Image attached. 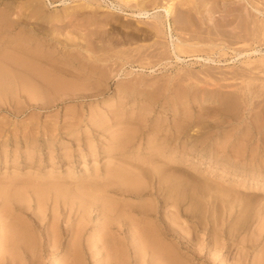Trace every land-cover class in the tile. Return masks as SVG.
<instances>
[{"label": "rangeland", "instance_id": "rangeland-1", "mask_svg": "<svg viewBox=\"0 0 264 264\" xmlns=\"http://www.w3.org/2000/svg\"><path fill=\"white\" fill-rule=\"evenodd\" d=\"M12 1L15 10L30 15L34 0ZM38 1L50 17L46 25L53 32L42 42L37 37L28 41V49L60 65L71 55L84 62H93L95 57L106 79H92V72L80 70L83 64L74 61L65 66L73 71L76 77L70 80L79 83L81 90H56L41 98L21 88L0 89V186L57 178L67 180L73 188L87 181L86 176L93 178L97 170L101 173L105 165L118 163L117 155L105 158L104 146L109 138L102 131L95 132L96 127L112 118L114 108L94 124L90 112L105 110L120 101L125 110L116 120L110 119L114 127L109 134L115 131L113 138L125 134L128 139L127 155L121 157L127 162L122 166H142L147 174L155 166H162L168 180L165 188L178 197V208L169 205L166 213L157 215L165 222H176L185 237L183 240L174 231L162 236L177 253L178 264H231L239 256L252 264L264 254V65L260 60L264 44L253 39L244 41L238 33L243 27L244 35L249 34L264 24V14L254 8L255 4L264 7V0H175L178 9L170 18L164 8L169 0H141V4L133 3L122 10L116 8L115 0H98L90 6L84 5L90 4L89 0ZM142 8L148 13L136 15ZM157 14L164 20L163 33L149 25ZM246 23L249 29H245ZM186 26L189 28L185 30ZM219 29L234 33L229 31L230 37ZM92 32L95 34L90 37ZM223 34L228 36L224 38ZM6 41L4 38L3 43ZM180 41L188 46L199 42L197 46L208 53L194 52L199 49L193 45L187 46L191 52L175 53L174 44ZM207 54L212 59L205 61ZM87 86L94 89H82ZM203 90L231 94L220 98L219 93L205 95ZM117 91L123 92L119 99L115 98ZM226 99L236 103L229 105ZM179 123L191 128L193 134L200 131L199 135L204 136L191 144L183 141L184 134L179 139L169 138ZM131 130L135 132H128ZM89 139L94 145L84 149L82 144ZM120 145L116 143L109 149ZM205 145L209 151L200 153L198 150ZM145 181L149 189L156 183L153 175ZM151 193L141 200L124 198L123 205L127 201L134 212L160 194L156 190ZM2 203L0 200V212L4 213ZM34 207L26 209L29 224L39 214ZM40 216L45 223L49 221L44 214ZM79 217L80 213L64 209L63 227L72 222L78 225ZM38 229L40 238L44 233ZM92 234L90 230L82 241L84 264H104L100 261L106 255L103 250L90 256V250L96 249L90 248ZM231 235L236 236L232 246ZM65 237L66 243L75 240ZM135 255L133 250L132 264H136ZM50 256L42 253L36 263L50 264L52 259L58 264L60 255ZM136 256L141 259L139 264H147L144 257Z\"/></svg>", "mask_w": 264, "mask_h": 264}, {"label": "bare ground", "instance_id": "bare-ground-1", "mask_svg": "<svg viewBox=\"0 0 264 264\" xmlns=\"http://www.w3.org/2000/svg\"><path fill=\"white\" fill-rule=\"evenodd\" d=\"M61 1L65 2V0ZM89 1H91L90 4L86 2L84 5L90 6L91 4L96 3L98 0ZM115 2L116 8L122 10L123 7H131L135 4H141L142 1L115 0ZM175 2V0H169V4L167 3L164 7L167 12V17L169 18L173 14V11L175 9L177 11L178 9V6ZM14 4L15 3L12 0H0V89L21 88L30 92L32 96L41 98L56 90L59 91L67 88L80 89L81 85L79 83L74 82V80H70V78L72 79L76 77L75 74L70 68L65 66V64H70L69 62L74 64V61H78L79 65L83 64L81 65V68H79L80 70H89V72H92V79H106V73H104V71L101 69L100 64L97 62L98 59L95 57L93 62H90L89 60L84 62L80 57L71 55L67 56L64 65H60L55 61H48V57L46 55H40L37 50L28 49V41H32V39L37 37L40 38L38 40L42 42L44 40L43 38L49 36L53 32V30L49 29L48 25H46V22L49 21L50 17L45 14L43 9L44 6L41 1L34 0L31 3L30 6L32 9L30 15L22 13L20 9L15 10ZM254 8L258 12L264 14L263 6L255 4ZM147 13L148 10H146V8H142L136 15L142 16ZM13 16H17V18ZM188 18L190 20L191 16L189 15ZM154 19L155 20L150 22L149 25L154 31L163 33V17L157 14L154 16ZM64 20L66 19L64 18ZM255 22L257 23V21ZM248 25H244L245 29H249ZM217 26L215 25V27ZM188 28V26L184 27L185 30ZM220 30L221 29H219V32L223 31V29L221 31ZM238 30V33L243 37L239 36L238 34L237 36L239 38L242 37V40L245 41L246 39H253V41L259 45L264 44V24H259V26L253 29V32L249 34L246 33L247 36L244 35L243 27ZM226 31L227 30L225 29L223 32ZM229 31L226 33L228 34ZM232 31L233 30L230 32ZM234 31H236V29ZM94 34L95 32H92L90 37ZM222 36H224V34ZM226 37L224 36V38ZM4 38L7 39L5 43H3ZM178 39H180V37ZM229 39L232 40L235 38ZM237 40L235 39L232 41L237 42ZM198 44L199 42L191 43L189 46L193 45L195 48L199 49L193 50L194 52L206 51L199 48L197 46ZM187 46L188 45H184L182 41H180L177 44H174V51L175 53L176 50L181 53L191 52V50L188 49L189 46ZM254 50L257 51L258 48ZM206 53H208V51H206ZM177 57L181 58L179 55H177ZM210 59H212L211 55L207 54L205 61ZM260 60L264 65V57ZM40 62L47 63L49 66L47 68L43 67ZM82 89L91 90L94 89V87L90 88L87 86L86 88ZM119 91H117L115 94L116 99H119L121 93H123ZM203 93L205 95H207V93H219L221 94L220 98H228L227 95L231 94L229 92H220V90H213L210 92H204L203 90ZM232 97L233 96H231V98ZM152 99L156 98L152 97ZM109 101L110 99L105 100L107 103ZM234 102L235 101H232L231 99H226V103L229 105H234ZM120 103V101H117L116 103L106 107L107 109L105 108V110L99 109L95 112H90V117L93 119L91 120V123L94 124L95 120H101L104 118L106 112H110L111 107L114 108L112 109L114 111L111 110L112 118H108L107 120L108 125L103 124L96 127L95 132L102 131L103 133H101L105 135L106 138H109L108 144L104 146V151L106 152L105 158H110L114 155H117L119 156L117 158L118 163H109L105 165L106 167L101 173L99 170H97L93 178L86 176L85 179H87V181L81 182L80 184L78 182V184H75V186L73 185L74 182L71 181L73 182L71 183L74 186L73 188L68 185L67 180L61 182L57 180V178L49 181H31L29 183H26L25 181V184H23L24 182L22 181L21 184L23 185L16 187L14 185V187L0 186V200L3 201L2 205L5 211L4 213L0 212V219H3V223L0 225V264H37L36 262L42 258V253L45 252L47 255L54 256L55 258L57 255H60L58 264H84V260L86 259H83L85 252L82 247V241L84 240V236L89 233L90 230H92L93 233L90 237L92 244L90 245V248H96L94 251H92V249L90 250V256L95 257L98 252L103 250L106 255L103 256L100 261H104V264H132L131 255L133 250L135 251L136 255H141L144 257V262L147 264H178L177 253L174 252V248L172 246H168L162 240V236L167 237L170 235L168 234L169 231H174L177 233V235H181L180 237L183 240H185V237L181 234L179 226L176 222L170 220L169 222L166 221V223L161 218H157V215L160 212L166 213L165 207H168L169 205L178 208V197L176 194L172 193L173 190L165 188V183L168 180L162 173V166H155L153 168V172L150 174H147L145 171L147 169L144 170L141 168L142 166L140 167L138 165H132V168L130 169L122 166L127 162L121 157L127 155V148L125 144L128 142V139H126L125 134H119L117 137L113 138L115 131L109 134V131L114 127L113 124H110V119L116 120L120 112L125 110L121 107V105H119ZM177 114L179 113H176V115ZM256 120L257 119L254 121ZM120 123L121 122H117L116 125H119ZM190 129L191 128L179 123L174 127L173 130H171L168 137H175L179 139L181 138V135L184 134L183 141H188L191 144L195 141L201 140L202 136H204L203 134L199 135L200 131L197 133V135H195L192 133L193 130L191 132ZM128 132L134 133L135 131L131 130ZM102 134L101 137H105L102 136ZM69 135L70 134L68 133L67 136ZM223 138L225 137L223 136ZM65 139H68V137ZM89 140L94 142L93 139ZM90 141H88L89 143L84 142L82 144L84 149H90L91 145L93 147L94 143ZM116 143H121L120 147L110 151L109 147ZM198 151L200 153H204L209 151V149L205 145ZM50 173L51 172L49 171L48 174ZM52 175L56 177V175ZM150 175H153V177L156 179L155 184H150L151 189H149V185L145 181L146 177H150ZM90 179H94V182ZM10 182L11 181H9V183ZM0 183L2 184V182ZM154 190L160 193L158 195L159 197H157L151 203H144L140 209L135 210L134 212L131 211V207L128 206L129 204L127 201H125L126 205H123L124 198L141 200L147 196L153 195L151 192ZM164 192L165 195H163ZM170 200L173 201L171 202ZM34 205V208L38 209L37 211L39 214L36 213L37 219H33V224H29L27 220H25V217L30 218V214L26 212V209L28 207L32 208ZM64 209H68L70 213L75 211L77 214L80 213V223L75 225L74 222H72L69 223L66 228H64L63 220H61L62 211ZM43 214L45 217L47 216L49 218V221L46 223L40 216ZM154 218L156 221H154ZM38 228L43 229L44 233V235L40 238L39 234L37 235L39 230ZM66 235L75 238L72 244L70 241L68 243L65 242ZM235 237L236 236L231 235V246L235 241H233ZM242 241L243 239H241V242ZM230 250V252H232V249ZM136 255L134 257V261L136 264H139L141 263V259H138L139 257L137 258ZM238 255H235V258L236 256L238 257ZM70 260L71 262H69ZM232 260H234V258ZM50 264L56 263H53L51 259ZM231 264L250 263L242 260V257L240 258L239 256L237 261L235 262L234 260V262ZM252 264H264L263 252L260 257L255 258L252 261Z\"/></svg>", "mask_w": 264, "mask_h": 264}]
</instances>
